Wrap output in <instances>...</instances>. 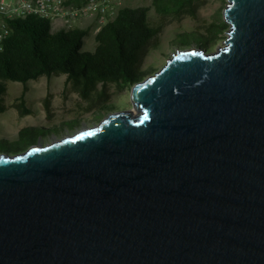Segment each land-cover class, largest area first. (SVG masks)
I'll return each instance as SVG.
<instances>
[{
    "label": "water",
    "instance_id": "95a60500",
    "mask_svg": "<svg viewBox=\"0 0 264 264\" xmlns=\"http://www.w3.org/2000/svg\"><path fill=\"white\" fill-rule=\"evenodd\" d=\"M222 14L221 45L131 86L135 116L0 152V264H264V0Z\"/></svg>",
    "mask_w": 264,
    "mask_h": 264
},
{
    "label": "trees",
    "instance_id": "16d2710c",
    "mask_svg": "<svg viewBox=\"0 0 264 264\" xmlns=\"http://www.w3.org/2000/svg\"><path fill=\"white\" fill-rule=\"evenodd\" d=\"M84 1L66 0V4L80 5ZM204 2L151 0L156 21L149 18L148 6H120L115 15L106 16L105 22L96 27L75 24L52 30L47 18L34 14L8 19V33L0 49V112L6 109L2 102L7 89L6 81L24 85L15 106L21 115H25L30 113L23 98L25 84L41 76L57 74L65 75L79 98L86 102L85 106H81L85 110L91 111L94 106L106 103L109 85L122 90L131 87L149 72L141 67L143 59L151 49L160 45L159 35L164 25L184 15L196 19L197 9ZM227 28L226 20L218 15L190 32L184 31L183 35L195 36L197 47L209 49L224 38ZM85 36L89 38L85 40ZM91 41L94 42L93 49H84V44ZM81 122L80 117H73L47 128L23 126L16 133L27 147L35 143L39 135L60 134L76 128ZM19 140L14 141L13 150L2 148L0 152L22 150L24 147L19 146Z\"/></svg>",
    "mask_w": 264,
    "mask_h": 264
},
{
    "label": "rangeland",
    "instance_id": "374dc122",
    "mask_svg": "<svg viewBox=\"0 0 264 264\" xmlns=\"http://www.w3.org/2000/svg\"><path fill=\"white\" fill-rule=\"evenodd\" d=\"M151 0H121L120 6H148L149 18L157 20V15L150 6ZM226 5V0H205L197 9V17L194 19L189 15H184L179 20H172L162 28L159 41L160 45L155 49H151L145 56L142 63V68L153 73L166 61L167 57L175 48L197 47L198 39L192 35H183V32H190L194 27L210 21L218 15H222ZM119 7H116L114 14L118 12ZM95 16L93 27L99 24V17ZM49 25L52 30H57L53 20H49ZM89 37L85 36V40ZM222 40L216 41L212 48L215 49L222 44ZM171 42V43H170ZM94 42L84 44L83 48L92 50ZM207 49V48H205ZM142 78V79H143ZM23 84L17 81H6V92L3 96V104L6 109L0 112V151L2 148L9 150L14 149V141L19 140L16 131L23 126H44L47 128L58 121L73 117H80L82 122L79 126L72 130H66L60 134L39 135L34 141L35 143H47L54 139L65 136V134L77 131L82 127L97 124L105 115L116 112L131 111L134 109L130 99L131 87L117 90L114 85H109L107 92L109 98L106 103L96 105L93 110L87 111L81 106H85L86 102L81 100L78 93L71 87L69 81L66 80L64 74L52 75L50 77L41 76L37 79L29 80L25 84L23 98L25 105L30 110L29 114L21 115L16 109L15 104L19 101V96L23 91ZM104 103V104H103ZM94 111V112H93ZM93 113V114H92ZM4 137V138H1ZM2 139L4 140L2 142ZM19 146H24L22 140L18 141ZM23 148V149H24ZM22 149V150H23ZM15 153V152H9Z\"/></svg>",
    "mask_w": 264,
    "mask_h": 264
},
{
    "label": "built area",
    "instance_id": "2783aa9c",
    "mask_svg": "<svg viewBox=\"0 0 264 264\" xmlns=\"http://www.w3.org/2000/svg\"><path fill=\"white\" fill-rule=\"evenodd\" d=\"M121 0H85L80 5L66 4V0H0V49L8 33L7 20L34 14L48 20H61L65 26L78 24L79 18L97 15L99 24L112 15Z\"/></svg>",
    "mask_w": 264,
    "mask_h": 264
},
{
    "label": "crops",
    "instance_id": "0c3cea01",
    "mask_svg": "<svg viewBox=\"0 0 264 264\" xmlns=\"http://www.w3.org/2000/svg\"><path fill=\"white\" fill-rule=\"evenodd\" d=\"M95 16L93 15H88V16H82L79 18V21H78V24L83 26V27H86V26H93L92 22L94 21L95 22ZM55 25L57 27H65V25L63 24V22L61 20H55Z\"/></svg>",
    "mask_w": 264,
    "mask_h": 264
},
{
    "label": "bare ground",
    "instance_id": "6f19581e",
    "mask_svg": "<svg viewBox=\"0 0 264 264\" xmlns=\"http://www.w3.org/2000/svg\"><path fill=\"white\" fill-rule=\"evenodd\" d=\"M130 112L133 116H135V114L137 113L136 107H134V109H132Z\"/></svg>",
    "mask_w": 264,
    "mask_h": 264
},
{
    "label": "snow or ice",
    "instance_id": "6c2138e0",
    "mask_svg": "<svg viewBox=\"0 0 264 264\" xmlns=\"http://www.w3.org/2000/svg\"><path fill=\"white\" fill-rule=\"evenodd\" d=\"M146 118V117H145Z\"/></svg>",
    "mask_w": 264,
    "mask_h": 264
}]
</instances>
